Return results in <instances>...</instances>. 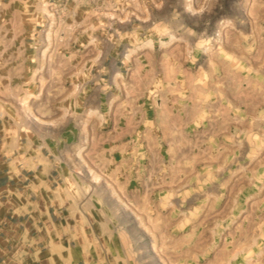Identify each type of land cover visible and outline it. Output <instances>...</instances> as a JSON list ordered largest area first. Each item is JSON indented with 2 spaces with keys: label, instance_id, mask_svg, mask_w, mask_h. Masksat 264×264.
Returning <instances> with one entry per match:
<instances>
[{
  "label": "rangeland",
  "instance_id": "374dc122",
  "mask_svg": "<svg viewBox=\"0 0 264 264\" xmlns=\"http://www.w3.org/2000/svg\"><path fill=\"white\" fill-rule=\"evenodd\" d=\"M0 264H264V0H0Z\"/></svg>",
  "mask_w": 264,
  "mask_h": 264
}]
</instances>
